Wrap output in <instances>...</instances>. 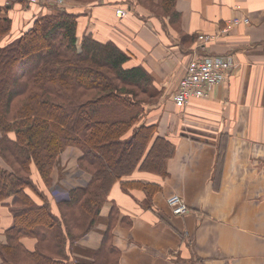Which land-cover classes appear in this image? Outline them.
<instances>
[{"label":"crops","instance_id":"0c3cea01","mask_svg":"<svg viewBox=\"0 0 264 264\" xmlns=\"http://www.w3.org/2000/svg\"><path fill=\"white\" fill-rule=\"evenodd\" d=\"M10 1L0 0V6ZM134 3L101 0L98 7L84 6L79 31L117 41L129 49V64L150 74L159 97L146 105L141 122L155 125L154 136L171 142L174 154L166 162V176L136 169L122 185L117 181L93 227L67 244L64 261L264 264V0H176L180 32L138 5L133 10ZM118 7L130 10V16L115 17ZM0 16H6L3 9ZM234 16L250 22L219 35ZM198 34L218 38L203 44ZM218 54H232L236 61L225 82L209 99L176 107L172 95L190 57ZM67 149L81 155L77 147ZM81 172L82 182L64 187L83 186ZM141 182L159 190L149 196ZM171 194L183 199L186 214H171L166 204ZM50 205L57 213L56 202ZM11 224L8 208L0 205V243ZM21 241L33 250L34 239Z\"/></svg>","mask_w":264,"mask_h":264},{"label":"trees","instance_id":"16d2710c","mask_svg":"<svg viewBox=\"0 0 264 264\" xmlns=\"http://www.w3.org/2000/svg\"><path fill=\"white\" fill-rule=\"evenodd\" d=\"M175 1L134 4L180 32ZM80 15L53 7L5 44L11 21L0 16V156L9 167H0V205L12 216L0 264H66L67 244L93 227L112 186L136 169L166 176L174 154L171 142L154 136L155 125L141 122L159 97L150 74L130 65L117 41L79 31ZM67 146L81 151L86 181L52 189L54 213L49 175ZM141 183L149 196L159 190ZM23 238L35 240L33 250Z\"/></svg>","mask_w":264,"mask_h":264},{"label":"built area","instance_id":"2783aa9c","mask_svg":"<svg viewBox=\"0 0 264 264\" xmlns=\"http://www.w3.org/2000/svg\"><path fill=\"white\" fill-rule=\"evenodd\" d=\"M31 4H58L61 7L64 0H25ZM126 8H115L114 14L117 18L126 16ZM250 20L247 16H234L224 21L219 35H228L237 26L247 25ZM218 38L217 34H198L199 43H210ZM236 64L232 54H218L212 56L190 57L184 67V73L178 82L176 91L172 95V102L178 108H185L193 100H206L211 97L214 88L222 85L226 77L234 69ZM166 204L171 214L182 216L188 212V206L177 194H171L166 198Z\"/></svg>","mask_w":264,"mask_h":264},{"label":"rangeland","instance_id":"374dc122","mask_svg":"<svg viewBox=\"0 0 264 264\" xmlns=\"http://www.w3.org/2000/svg\"><path fill=\"white\" fill-rule=\"evenodd\" d=\"M9 1V0H8ZM12 1V2H11ZM11 4L9 2V6L4 5L3 11L5 15L10 19L11 21V30L1 38V44H5L6 42L12 40L15 36H18L20 33H22L24 30L28 29L33 20L40 16L41 14H44L45 12H49L51 8H57L60 10H68V11H77L81 13V8H84V6H91V7H98V3H100L101 0H64V4L61 7L60 5L51 4V3H45V4H31L26 2L25 0H11ZM89 1V2H88ZM136 10V4H133V10ZM128 13L130 14V10H128ZM80 15V16H81ZM130 16V15H129ZM125 17V16H124ZM122 17V18H124ZM119 18V19H122ZM70 147L75 146H67L64 151L61 153L59 157V163L57 164V176L55 175L56 167L51 170L49 178L51 179V185L48 188V195L50 197V200L53 202H56L54 198L52 197L53 194H51L52 189H62L64 185H70L72 182H82L83 176H81L82 172L81 167L78 163L80 159V153L74 152L67 149ZM65 152V153H64ZM81 152V151H80ZM76 161V164H75ZM0 167L1 168H9L5 161L0 156ZM76 174V176H73V174ZM79 173V174H77ZM68 175L72 177H68ZM33 179L37 181L36 174L33 170ZM58 181V182H57ZM78 187V186H76ZM73 188V187H72ZM64 189H68L67 187H64Z\"/></svg>","mask_w":264,"mask_h":264}]
</instances>
